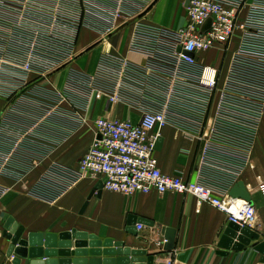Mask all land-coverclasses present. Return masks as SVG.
I'll list each match as a JSON object with an SVG mask.
<instances>
[{
  "label": "built area",
  "instance_id": "2783aa9c",
  "mask_svg": "<svg viewBox=\"0 0 264 264\" xmlns=\"http://www.w3.org/2000/svg\"><path fill=\"white\" fill-rule=\"evenodd\" d=\"M154 1L101 0V37L132 22L127 48L141 60L104 51L93 73L71 69L51 89L49 76L75 58L82 10L73 0H0V103L7 102L0 104V175L24 176L56 144L55 125L85 123L93 99L123 102L138 121L97 117L79 176L126 195L191 194L253 229V205L229 189L252 167L264 112V0H188L178 28L141 20ZM212 50L219 64L201 60ZM167 125L197 143L193 180L158 166L154 145ZM164 261L172 264L170 256Z\"/></svg>",
  "mask_w": 264,
  "mask_h": 264
},
{
  "label": "crops",
  "instance_id": "0c3cea01",
  "mask_svg": "<svg viewBox=\"0 0 264 264\" xmlns=\"http://www.w3.org/2000/svg\"><path fill=\"white\" fill-rule=\"evenodd\" d=\"M185 1L166 0L163 7L162 4L156 7V0L141 15V20L178 28L185 22ZM70 4L82 10L84 20L75 40L76 55L66 66L49 76L46 87L61 88L71 69L93 73L100 54L104 51L141 60L137 54L129 53L127 48L132 22L101 37V0H73ZM161 9H178L180 21L159 14ZM122 30L126 32L125 38L116 47V37ZM95 46H98L97 50L90 54ZM88 55L90 64L85 63ZM208 56L213 58L215 51L200 55L204 63L212 64L202 59ZM6 103L3 101L0 104L2 106ZM63 105L68 110L72 109L68 103ZM83 115L85 123L69 121L55 125L57 130L49 137L56 144L24 176L16 179L0 175V232L3 222L11 216L17 224L24 227V233H59L76 228L95 234L100 239L121 240L130 248H145L147 254L153 255L152 264H166L164 259L167 256L172 258V264H264L261 254L252 246L254 240L241 250L218 254L217 242L228 223L226 215L209 203L198 204L191 194H158L150 191L126 195L105 189H101L98 194V189H95L98 179L81 177L77 173L79 159L94 137V120L99 116H106L137 122L140 114L123 102L110 104L105 99H93ZM159 136L162 137V143L159 149H155V156L161 171L193 180L198 152L196 141L170 125L160 128ZM250 162L252 167L246 168L237 181L242 182L250 194L251 204L255 209L253 230L259 233L261 240L264 239V112L251 150ZM130 215L144 218L151 224H142L140 231L135 228V234L130 233L127 231ZM163 228H171L175 232L171 250H164V243H158L164 238ZM7 244L0 235V264H13L11 257L5 254ZM28 260L21 258L20 264H28Z\"/></svg>",
  "mask_w": 264,
  "mask_h": 264
},
{
  "label": "water",
  "instance_id": "95a60500",
  "mask_svg": "<svg viewBox=\"0 0 264 264\" xmlns=\"http://www.w3.org/2000/svg\"><path fill=\"white\" fill-rule=\"evenodd\" d=\"M188 0L185 1L186 5ZM162 137L158 136L154 145L159 149ZM95 189L101 190L98 181ZM229 195L242 198L251 203V197L242 182L237 181L229 189ZM85 206V204H84ZM83 206V207H84ZM135 224L149 225L144 218L130 215L127 231L135 234ZM24 227L9 216L2 224L1 237L6 240V256L11 257L13 264H20L21 258H27L28 264H152L153 255L147 254L145 248H130L121 240L111 238L100 239L97 235L86 231L71 230L54 232H28ZM164 235V250H171L175 232L171 228L162 229ZM261 254L264 261V239H259V233L248 227H240L234 222H228L217 242L218 254L225 255L229 250H241L250 245ZM145 241V240H143ZM74 249L71 250V246ZM103 255L101 258L100 256ZM59 257V258H56Z\"/></svg>",
  "mask_w": 264,
  "mask_h": 264
},
{
  "label": "rangeland",
  "instance_id": "374dc122",
  "mask_svg": "<svg viewBox=\"0 0 264 264\" xmlns=\"http://www.w3.org/2000/svg\"><path fill=\"white\" fill-rule=\"evenodd\" d=\"M165 1L166 0H158V2L156 3V7L159 6V5H161V4H162V7H163V5L166 4ZM172 9L171 10L170 9H167L166 11L163 10V9H161L159 11V14H162V15L167 16L168 19H171V18L174 19V18H176L177 21H180L181 17L178 15V9L177 10H172ZM154 12H155V10H154ZM125 34H126V32L124 30H122V31L119 32L118 36L116 37V45H117L116 47H118L119 44L122 42L123 38H125ZM79 36L81 38V33L79 34ZM232 46H233V44H232V42H230L228 48L230 49ZM97 48H98V46H95L94 48H92L91 51H90V54H92V51L93 50H97ZM202 59H204L205 62H211L213 65H216V64H219L220 63L221 57H220V53L218 52V53H215V56H213V58H211V59L209 58V56L206 57V58H202ZM87 62L89 64L91 63L90 62V55H88L87 58H86V60H85V63L86 64H87Z\"/></svg>",
  "mask_w": 264,
  "mask_h": 264
}]
</instances>
